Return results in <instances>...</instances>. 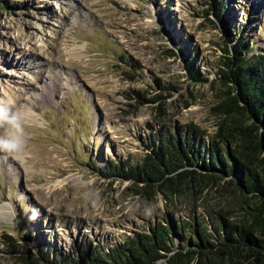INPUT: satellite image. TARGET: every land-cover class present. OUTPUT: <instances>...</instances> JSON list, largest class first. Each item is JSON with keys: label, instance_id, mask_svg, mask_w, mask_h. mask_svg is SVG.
I'll return each mask as SVG.
<instances>
[{"label": "rangeland", "instance_id": "374dc122", "mask_svg": "<svg viewBox=\"0 0 264 264\" xmlns=\"http://www.w3.org/2000/svg\"><path fill=\"white\" fill-rule=\"evenodd\" d=\"M220 2L218 18L213 0H0V104L19 125L0 120L18 145L0 150V264L109 252L179 216L248 215L236 177L161 190L107 171L141 164L162 132L187 125L209 139L228 128L262 167L222 68L227 30L232 49L264 54V0Z\"/></svg>", "mask_w": 264, "mask_h": 264}, {"label": "trees", "instance_id": "16d2710c", "mask_svg": "<svg viewBox=\"0 0 264 264\" xmlns=\"http://www.w3.org/2000/svg\"><path fill=\"white\" fill-rule=\"evenodd\" d=\"M213 5L216 15L221 17L222 2L219 7V0H213ZM227 31L226 38L235 41L230 38V30ZM248 48L246 41L235 42L233 56L223 62L222 75L239 87L238 95L233 97L235 107L243 109L242 100L244 108L264 127V54L243 56ZM188 56L185 60L189 64ZM189 74L192 78L199 77L194 68ZM250 129L253 127H246L248 137ZM175 133L162 132L149 146L152 151L146 153L141 164L109 163V175L132 178L161 190L179 186L188 177L208 180L236 177L239 186L234 180L228 183L241 192L240 199L247 205L248 215L240 221L231 220L229 212L225 211L211 219L202 214L179 216L173 222L154 223L146 232L112 247L109 252L96 248L93 254L83 251L75 258L57 256L56 264H158L163 259L170 264L194 261L197 264L215 261L264 264V130L262 135L255 133V147L263 157L260 159L262 167L260 162L251 159L243 146H235L238 142L228 128L212 139L197 125H187ZM186 166H198L207 172L180 170ZM250 198L256 202L253 207L248 201Z\"/></svg>", "mask_w": 264, "mask_h": 264}, {"label": "clouds", "instance_id": "9594fccd", "mask_svg": "<svg viewBox=\"0 0 264 264\" xmlns=\"http://www.w3.org/2000/svg\"><path fill=\"white\" fill-rule=\"evenodd\" d=\"M18 117L16 115H8V111L0 104V120L7 121L9 124H12L16 127H19L17 124ZM18 147L17 143L8 139L0 138V150H13Z\"/></svg>", "mask_w": 264, "mask_h": 264}, {"label": "water", "instance_id": "95a60500", "mask_svg": "<svg viewBox=\"0 0 264 264\" xmlns=\"http://www.w3.org/2000/svg\"><path fill=\"white\" fill-rule=\"evenodd\" d=\"M208 15H209V13H208ZM229 43L230 42L227 41V39H226L225 47H224V52H225L224 61L226 60V58L233 56V49H232V47L230 46ZM240 104L243 107V109L242 108L239 109L241 111L240 113H243L244 115L249 116V119L252 121L251 127H253V130H255V127H257L256 125H258V128L255 130V133L259 132V134L262 135L264 127L263 126H259V124L256 121V119L254 120L253 119L254 117L251 115V113L246 108H244L245 107V103L242 100H240Z\"/></svg>", "mask_w": 264, "mask_h": 264}, {"label": "bare ground", "instance_id": "6f19581e", "mask_svg": "<svg viewBox=\"0 0 264 264\" xmlns=\"http://www.w3.org/2000/svg\"><path fill=\"white\" fill-rule=\"evenodd\" d=\"M0 214L3 215V214H5V212L2 209H0Z\"/></svg>", "mask_w": 264, "mask_h": 264}]
</instances>
